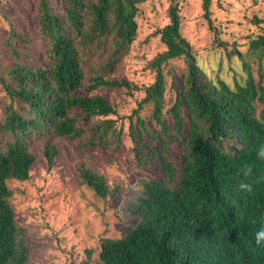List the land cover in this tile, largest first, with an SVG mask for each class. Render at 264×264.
<instances>
[{
	"label": "trees",
	"instance_id": "obj_1",
	"mask_svg": "<svg viewBox=\"0 0 264 264\" xmlns=\"http://www.w3.org/2000/svg\"><path fill=\"white\" fill-rule=\"evenodd\" d=\"M146 1L59 0L58 15L49 0H38L44 58L31 38L12 28L8 32L4 49L11 59L0 66V88L8 100L0 116V264H27L25 233L14 222L7 182L29 179L36 158L33 143L44 141L41 157L47 168L58 152L53 138L65 137L90 150H118L121 133L109 120L85 124L115 114L95 90L130 89L113 73L130 51L138 4ZM201 1L214 43L224 47L211 18V0ZM167 15L169 22L159 31L165 49L149 63L154 81L143 88L142 99L127 117L135 157L144 160L145 151L156 159L163 180L143 182L124 204V212L137 221L121 237L101 240L99 264H264V242H255L256 233L264 230V158L258 156L264 149V89L255 82L251 66L264 53V34L237 52L244 74L229 86L197 65L195 52L181 35L177 0H171ZM175 59L186 67L183 89L175 92L167 110L176 136L183 135L182 112L188 121L178 167L166 158L175 140L163 122V69ZM145 106H150L158 138L139 115ZM149 142H159V147L153 149ZM77 173L100 198L119 192L83 163ZM91 253L85 250V260L69 264H90Z\"/></svg>",
	"mask_w": 264,
	"mask_h": 264
},
{
	"label": "rangeland",
	"instance_id": "obj_2",
	"mask_svg": "<svg viewBox=\"0 0 264 264\" xmlns=\"http://www.w3.org/2000/svg\"><path fill=\"white\" fill-rule=\"evenodd\" d=\"M170 2L149 0L138 4L135 40L113 73L114 77L126 80L130 89L99 88L93 92L105 98L115 109V114L94 118L85 126L109 120L121 133L118 150L103 146L90 150L65 137L53 138L58 152L47 168L41 157L44 141L39 140L30 146L36 158L30 167L29 179L7 182L12 190L10 204L14 222L25 233L27 264L78 263L85 260V250L92 251L90 264H99L101 240L121 237L137 221L124 212V204L139 193L143 182L163 180L156 159L145 151L144 160L138 161L135 157L128 137L127 117L142 99L143 88L154 81L155 73L149 68V63L165 49L159 39V31L169 22L167 8ZM49 3L56 14H62L59 0H49ZM37 5L38 0H0V66L11 59L4 49L11 28L23 37L31 38L32 45H36L40 57L44 58L45 49L39 42ZM201 5V0H177L181 35L195 52L197 65L202 71L208 77L219 78L232 86L234 79H240L244 74L237 52L246 49L249 39L264 34V0H211V18L219 31L220 40L225 43L224 47L215 45ZM254 18L260 23H255ZM251 66L255 82L264 89V53L260 59L256 55ZM163 72L166 80L163 122L168 127L170 138L175 140L169 144L166 158L178 167L188 121L186 113L182 112L184 131L181 137L176 136L167 110L175 99V92L183 89L186 74L184 61H169ZM86 78L87 75L84 80ZM81 93V90L77 92ZM7 103L0 88V116ZM256 107L258 113L260 105ZM139 115L158 138L159 130L151 120L150 106H145ZM150 144L153 149L159 147V142ZM79 163L102 175L108 186H118V194L113 198L98 197L78 178Z\"/></svg>",
	"mask_w": 264,
	"mask_h": 264
},
{
	"label": "clouds",
	"instance_id": "obj_3",
	"mask_svg": "<svg viewBox=\"0 0 264 264\" xmlns=\"http://www.w3.org/2000/svg\"><path fill=\"white\" fill-rule=\"evenodd\" d=\"M258 156H259L260 158H264V149H262V150L258 153ZM250 171H251V170L248 169V170L245 172V174H246V175L249 174ZM241 188H242V189H246V190H250V185H244V184H242V185H241ZM255 242H256L257 245H260L262 242H264V230L258 231V232L256 233V236H255Z\"/></svg>",
	"mask_w": 264,
	"mask_h": 264
}]
</instances>
